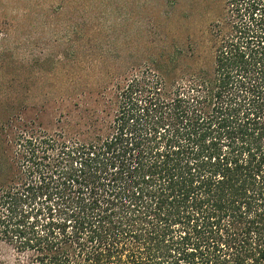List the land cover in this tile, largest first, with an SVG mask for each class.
Masks as SVG:
<instances>
[{
	"label": "trees",
	"instance_id": "16d2710c",
	"mask_svg": "<svg viewBox=\"0 0 264 264\" xmlns=\"http://www.w3.org/2000/svg\"><path fill=\"white\" fill-rule=\"evenodd\" d=\"M216 11L60 133H19L0 186L17 264H264V0Z\"/></svg>",
	"mask_w": 264,
	"mask_h": 264
},
{
	"label": "rangeland",
	"instance_id": "374dc122",
	"mask_svg": "<svg viewBox=\"0 0 264 264\" xmlns=\"http://www.w3.org/2000/svg\"><path fill=\"white\" fill-rule=\"evenodd\" d=\"M218 2L0 0V186L24 166L20 132L60 133L85 94H113L164 49L200 39ZM17 262L0 240V264Z\"/></svg>",
	"mask_w": 264,
	"mask_h": 264
}]
</instances>
